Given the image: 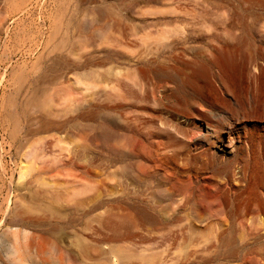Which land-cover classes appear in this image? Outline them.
Wrapping results in <instances>:
<instances>
[{
    "label": "rangeland",
    "instance_id": "374dc122",
    "mask_svg": "<svg viewBox=\"0 0 264 264\" xmlns=\"http://www.w3.org/2000/svg\"><path fill=\"white\" fill-rule=\"evenodd\" d=\"M33 95L66 98L27 134ZM232 112L230 146L226 130L192 144ZM155 148L174 161L152 173ZM165 168L182 180L169 193ZM16 240L28 260H14ZM65 255L264 264V0H0V264Z\"/></svg>",
    "mask_w": 264,
    "mask_h": 264
},
{
    "label": "bare ground",
    "instance_id": "6f19581e",
    "mask_svg": "<svg viewBox=\"0 0 264 264\" xmlns=\"http://www.w3.org/2000/svg\"><path fill=\"white\" fill-rule=\"evenodd\" d=\"M226 44H229V43H226ZM232 46V45H231ZM233 48V47H232ZM225 50H226V48H225ZM233 51V50H232ZM248 64V63H247ZM250 64H251V62H250ZM243 65H244V63H243ZM253 65V64H252ZM257 65H255V67H256ZM166 67V66H165ZM247 67V66H246ZM253 67V66H252ZM252 68L253 70L254 69H257V68ZM199 68V69H198ZM198 68H197V71L198 70H201V68H200V66H198ZM169 69V68H168ZM248 70V69H247ZM258 70V69H257ZM59 72V71H58ZM51 76H53V77H55V78H57L58 76H60V75H58V73H57V71L56 70H54V68H52L51 69ZM113 75H115V71H114V74ZM150 75V74H149ZM261 75V74H260ZM250 77V76H249ZM152 79V78H151ZM118 79L117 78H114V80L112 81V84H110V90H113L114 92H115V94L117 95L118 94V91H119V83H118ZM154 82V81H153ZM152 82V83H153ZM142 83V82H141ZM159 82H157V80H156V83L155 84H158ZM167 83V82H166ZM154 84V83H153ZM152 84V85H153ZM154 84V85H155ZM165 83H163V85H164ZM230 84V83H229ZM232 84V83H231ZM143 85V84H142ZM160 85H161V82H160ZM219 85H220V87L222 88V90H229V88L231 87H228V85H227V83H226V81L225 80H221L220 82H219ZM149 86V85H148ZM150 88L152 87V86H149ZM160 86H158V89L156 90V92H159L158 90H160V88H159ZM141 88H143V86H141ZM154 88V87H153ZM164 88V87H163ZM233 88V87H232ZM152 89V88H151ZM155 89V88H154ZM256 90V89H255ZM152 91V90H151ZM161 91V90H160ZM219 91V90H218ZM230 92V91H229ZM161 93V92H160ZM231 94V93H230ZM234 95V94H233ZM64 98H66V97H62V98H60L57 102H55L54 100V103L53 104H51L50 103V101H51V98H49V97H45V98H41L40 96H38V95H33L32 96V99L30 98V102H33L34 101V103H36V105L37 106H39L38 108H40V111H39V114L37 115L36 114V116L35 117H33L32 118V120L30 119H28L27 121H26V128H28L27 129V134H29L30 132H31V130L32 129H30V127H32V122L33 121H35L39 126H41V127H49V126H52V125H54L55 124V122L53 121V120H51V118L49 117V114H54L56 111H58V110H60V108H59V105L60 104H62V100L64 99ZM234 102V101H233ZM48 103H50V105L48 106V107H46V105L48 104ZM193 104V103H192ZM196 104V103H195ZM200 104V103H199ZM116 107V105H109L108 106V109L109 110H112V109H114ZM235 108V107H234ZM29 113L30 112H28V111H25L24 112V115L26 116V115H29ZM56 114V113H55ZM114 114V113H113ZM221 114V113H220ZM237 113H233L232 112V114H227V115H224V116H222L221 118H220V122L221 123H219V124H217V125H214V126H208V125H206V124H204L205 125V130H207L206 131V133H208V130L212 133L211 135H207V136H205V135H203V136H199L200 138H195L192 142V144H194V143H196V144H201L202 146L204 145V139H208V137L209 138H211L212 140H213V142H217L218 141V136L223 132V131H225L226 130V132H227V134H228V139H227V143H226V145L227 146H230L231 144V141H232V139H230V137H229V134H231L232 133V131L236 128V126L238 125V122H237V119H236V117H237V115H236ZM218 115V114H217ZM220 117V116H219ZM182 119L185 121V122H188L189 121V119L187 118V117H182ZM113 121H114V119H113ZM240 121V120H239ZM177 125V124H176ZM178 126V125H177ZM113 128V127H112ZM178 129V128H177ZM181 130V129H180ZM183 130V129H182ZM116 131V130H115ZM178 131V130H177ZM113 134V133H112ZM132 134V133H131ZM114 135V134H113ZM131 136V135H130ZM114 137V136H113ZM112 137V138H113ZM186 137V136H185ZM134 138V137H133ZM133 138L132 139H130L129 138V142H132L133 141ZM115 139V138H114ZM128 139V138H127ZM201 139H203V140H201ZM116 140V139H115ZM131 140V141H130ZM128 141V140H127ZM134 142V141H133ZM144 142V141H143ZM126 143V142H125ZM157 143V142H156ZM112 144V143H111ZM131 144V143H130ZM129 144V145H130ZM144 144H146V143H144ZM151 144V143H150ZM117 145V144H116ZM128 145V144H127ZM141 145V144H140ZM152 145V144H151ZM222 146H223V154L227 151L228 153L231 151V149H228V148H226V146H224L223 144H221ZM132 146V145H131ZM155 146V145H154ZM158 146V145H157ZM115 147V144L113 143L112 144V147H111V154L114 156L115 155V153H116V148H114ZM138 147H139V145H138ZM145 147V146H144ZM149 147H150V145H149ZM125 148V147H124ZM130 149V148H129ZM140 149V148H139ZM142 149V148H141ZM140 149V151H143V149L141 150ZM145 149H146V147H145ZM121 151H122V149H120ZM136 150V149H135ZM147 150H148V148H147ZM131 151H132V149H131ZM125 152H126V149H125ZM124 152V153H125ZM128 152V151H127ZM133 152V151H132ZM145 152V151H144ZM110 153V152H109ZM122 153V152H121ZM119 154L120 156L119 157H121L122 155H123V153L122 154ZM221 153V152H220ZM128 154V153H127ZM111 155V156H112ZM212 157H217L218 155L216 154V153H212V155H211ZM125 157H126V153H125ZM146 157H147V159H148V168L150 167L149 165H151V167L149 168V170H152L151 172L152 173H155L157 170H159V168H161V166L163 165V164H167V163H172L173 161H174V157H170V156H167V155H164V154H162V153H160V151L157 149V148H155V149H151V151H149L148 153H146ZM224 157V156H223ZM145 158V157H144ZM225 158V157H224ZM116 159V158H115ZM173 160V161H172ZM224 161H225V163L226 164H229L230 162H231V160H226V158L224 159ZM116 162V161H115ZM138 162H140V160L138 161ZM234 162H235V160H234ZM135 163H137V162H135ZM143 163H145L144 162V160H143ZM182 163H184V162H182ZM111 164H113V163H111ZM141 164V163H140ZM185 164V163H184ZM240 164V163H239ZM138 166H139V164H137ZM146 165V164H145ZM137 166V167H138ZM147 167V166H146ZM153 167H154V169H153ZM163 167V166H162ZM242 169H243V167H241ZM140 169V172L141 173H143V174H145L146 176H150V172H149V170H147V168H145V167H140L139 168ZM227 169V168H226ZM45 170V169H44ZM181 171V170H180ZM245 175V174H244ZM212 177H215V176H212ZM216 178V177H215ZM220 178V177H219ZM221 178H222V176H221ZM220 178V181L222 180ZM33 179V178H32ZM190 179V178H189ZM217 179V178H216ZM161 183H162V185H165V189L167 190V193H169L170 191L169 190H174L175 188H176V186H177V184L178 183H182V180H180L179 178H178V176H177V174H176V172H173V171H171V170H169V169H167V168H165V170H164V172H163V174H162V176H161ZM218 180V179H217ZM240 181V180H239ZM33 182V181H32ZM227 182V181H226ZM31 183V182H30ZM244 183V182H243ZM111 188V187H110ZM119 190V189H118ZM114 191V190H113ZM113 191H111V192H113ZM116 191H117V189H116ZM164 191V190H163ZM169 191V192H168ZM226 191H228V190H226ZM231 191V190H230ZM80 192H83V191H80ZM127 192V191H126ZM134 192V191H133ZM76 193V192H75ZM74 192H72V194H75ZM78 193V192H77ZM119 194L121 193V192H118ZM164 193V192H163ZM71 194V195H72ZM79 194V193H78ZM95 194H96V192H95ZM102 193H100V195H101ZM108 194L109 193H107V196H108ZM114 194V193H113ZM116 194V193H115ZM76 195V194H75ZM91 195V194H90ZM94 195V194H93ZM97 196H98V193L96 194ZM95 195V196H96ZM190 195V194H189ZM110 196V195H109ZM117 196V195H116ZM182 196V195H181ZM115 197V196H114ZM113 198V197H112ZM183 199V198H182ZM104 199H102V198H98L97 199V197H96V200H95V202H94V204L92 205V209L91 210H94V209H97V208H99V207H101L102 205H104V201H103ZM89 201V200H88ZM174 201V200H173ZM176 202H174V203H172L173 205H176L177 204V206H179V205H184L185 204V202H183V200H179V201H177V200H175ZM129 202V201H128ZM81 203V202H80ZM88 203V202H87ZM176 203V204H175ZM84 204H86V203H84ZM89 204V203H88ZM139 204V203H138ZM76 205H79L78 203L76 204ZM196 205V204H195ZM87 206V205H86ZM88 207V206H87ZM175 207V206H174ZM176 208V207H175ZM247 212V211H246ZM24 214V213H23ZM253 214V213H252ZM27 215V214H26ZM151 215V214H150ZM245 216V215H244ZM193 217V216H192ZM202 217V219H201V222H202V220L205 218V216H204V218H203V216H201ZM31 218V217H30ZM185 218V217H184ZM255 218H256V216L255 215H250L249 217H248V219H249V221L251 220V221H254L255 220ZM188 219L189 218H187V222H188ZM194 219V218H193ZM196 219V218H195ZM199 219V218H198ZM28 221H30V219H27ZM185 220H186V218H185ZM197 220V219H196ZM195 220V221H196ZM242 220H243V218H242ZM256 220H257V218H256ZM256 220H255V222H256ZM245 221H246V219H245ZM248 221V220H247ZM248 221V222H249ZM24 222V221H23ZM199 222H200V220H199ZM254 222V223H255ZM250 223H252V222H250ZM25 224V223H24ZM62 225V224H61ZM26 226V225H25ZM27 227V226H26ZM30 250H31V243L30 242H19L18 240H16V244H15V248H14V252H15V255H16V258L14 259V260H18V261H24V260H28V254L27 253H29L30 252ZM13 253V252H12ZM65 262H66V264H74L73 263V261L71 260V257L69 256V255H65ZM4 264V263H3Z\"/></svg>",
    "mask_w": 264,
    "mask_h": 264
}]
</instances>
